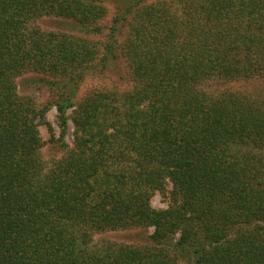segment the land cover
Returning <instances> with one entry per match:
<instances>
[{
    "label": "trees",
    "instance_id": "1",
    "mask_svg": "<svg viewBox=\"0 0 264 264\" xmlns=\"http://www.w3.org/2000/svg\"><path fill=\"white\" fill-rule=\"evenodd\" d=\"M104 1L0 0V264H264V96L208 86L264 78V0H127L103 25ZM46 14L82 34L43 30ZM103 30L99 55L86 36ZM116 48L132 87L76 98ZM28 72L51 102L18 93ZM40 126L62 151L49 162ZM149 226L141 244L93 241Z\"/></svg>",
    "mask_w": 264,
    "mask_h": 264
},
{
    "label": "rangeland",
    "instance_id": "2",
    "mask_svg": "<svg viewBox=\"0 0 264 264\" xmlns=\"http://www.w3.org/2000/svg\"><path fill=\"white\" fill-rule=\"evenodd\" d=\"M148 2H154L159 0H147ZM125 3L127 0H106L102 4L107 9V16H105L102 21L103 25L109 23V16L113 14L115 6L119 3ZM36 24L39 25L43 30L55 31V32H70L71 34H82L79 28L75 27L74 21L63 16H57L52 14L42 15L36 19ZM106 30H103L100 34H89L86 37L95 43L97 46L98 54H102V46L106 37ZM124 34V31H123ZM123 34L121 33L117 37V43L120 44L122 41ZM114 52L117 54L114 58H109L106 61L105 67L94 72V74L87 78L84 83L80 86L79 92L76 98H79L81 94L91 87H103V88H114V89H128L132 87L134 81L130 77L128 66L126 64L125 58L119 53V49L116 48ZM100 57V56H98ZM100 63H98V68ZM44 74L37 72L24 73L16 78L17 91L21 96L30 97L35 104L42 106L47 102H51L55 98L57 89L55 86L45 83L41 78ZM211 89L219 90L225 87H230V89L247 91V93L255 94L262 93L264 96V78H249V79H239L229 83H224L215 79H211L208 85ZM228 87V88H229ZM46 119L50 123L54 130V137H58L59 129L56 124V109L51 106L46 112ZM72 129L73 125L71 121L68 122V130L64 137V140L71 145L72 144ZM40 135L44 141L42 147L43 158L49 162L53 158H57L62 154V151L54 145L51 141V133L44 127L40 126ZM171 183L170 181H165V186L163 190H154L150 196V205L153 208L160 209L166 208L169 203H171ZM152 227H132L116 230H105L102 232L94 233L93 241L97 242L101 239H108L118 243H129V244H141L144 243L146 238L151 234Z\"/></svg>",
    "mask_w": 264,
    "mask_h": 264
}]
</instances>
